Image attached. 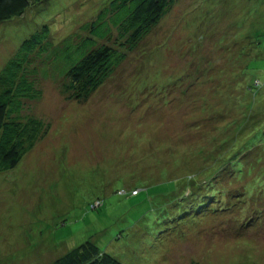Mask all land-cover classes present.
Segmentation results:
<instances>
[{
    "label": "rangeland",
    "instance_id": "374dc122",
    "mask_svg": "<svg viewBox=\"0 0 264 264\" xmlns=\"http://www.w3.org/2000/svg\"><path fill=\"white\" fill-rule=\"evenodd\" d=\"M108 1L42 0L0 24V69L42 24L60 40ZM62 79L40 77L22 114L48 132L0 172V264L87 240L125 264H264V0H179L87 100Z\"/></svg>",
    "mask_w": 264,
    "mask_h": 264
},
{
    "label": "trees",
    "instance_id": "16d2710c",
    "mask_svg": "<svg viewBox=\"0 0 264 264\" xmlns=\"http://www.w3.org/2000/svg\"><path fill=\"white\" fill-rule=\"evenodd\" d=\"M41 1L0 0V24L23 17L31 6ZM178 1L109 0L92 20L83 24L80 31H73L60 40L54 38L48 23L24 38L0 69V172L14 169L48 132L49 125L40 117L22 114L27 99L41 97L42 89L38 85L41 76L62 77L63 94L87 100L114 74L126 59L128 50L138 46ZM237 154L232 153L231 159L217 170L227 165L234 167L235 163L231 161ZM252 156L255 161V156ZM231 172L236 176L241 174L243 180L245 175L251 174L252 168L244 164L243 169ZM228 187L231 188L230 185ZM245 188L250 195L258 192L256 184L247 183ZM223 191L229 193L227 199L235 198V203L236 200L242 203L249 201L247 195L230 194L226 187L219 191L221 196ZM132 193L137 194L138 190ZM103 204L104 200L97 198L91 202L90 208L96 209ZM240 206L244 209L247 205ZM55 264L125 263L103 251L94 241L87 240L58 257Z\"/></svg>",
    "mask_w": 264,
    "mask_h": 264
}]
</instances>
